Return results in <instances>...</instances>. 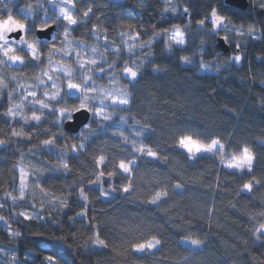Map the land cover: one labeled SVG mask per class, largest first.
<instances>
[{
	"label": "trees",
	"instance_id": "16d2710c",
	"mask_svg": "<svg viewBox=\"0 0 264 264\" xmlns=\"http://www.w3.org/2000/svg\"><path fill=\"white\" fill-rule=\"evenodd\" d=\"M49 1L0 0V18L27 15L26 27L36 31L43 22L56 21ZM224 1L72 0L78 23L70 39L98 51L106 73L99 78L93 72L95 81L103 86L104 76L115 77L129 101L118 115L91 119L77 134L63 130L66 119L54 109L78 107L80 99L70 95L52 102V111L21 107L20 117L8 114L15 106V80L33 85L48 68L51 46L64 49L59 32L54 40L37 39L44 62L39 68L30 56L23 65L0 64V215L13 231L0 226V245L13 248L17 264H45L49 257L53 264H264V235L257 232L264 223V0H247L244 11ZM169 2L176 12L167 11ZM213 10L243 32L237 45L229 43V54L216 47L222 31L210 33ZM176 30L185 36L183 46L167 40ZM251 31L254 40L246 38ZM230 54L241 56L239 64ZM184 57L191 62L184 63ZM52 58L75 67L61 53ZM137 63L136 80L126 79L123 68ZM75 77L81 79L78 70ZM33 112L41 116L39 122L32 120ZM184 135L204 145L218 141L225 146L223 158L218 152L189 159L179 147ZM244 148L253 158L251 172L225 167ZM149 149L158 158L148 156ZM50 151L64 162L53 160ZM100 156L105 159L98 167ZM121 160L135 161L128 178L119 170ZM19 163L31 174L27 193L12 207L8 196L17 194ZM157 192L161 199L150 203ZM31 206L40 210V218H8L9 210ZM154 238L160 243L153 251L133 250ZM190 240L201 244L194 248Z\"/></svg>",
	"mask_w": 264,
	"mask_h": 264
},
{
	"label": "snow or ice",
	"instance_id": "6c2138e0",
	"mask_svg": "<svg viewBox=\"0 0 264 264\" xmlns=\"http://www.w3.org/2000/svg\"><path fill=\"white\" fill-rule=\"evenodd\" d=\"M64 3L68 4L70 7H74V4L72 3V0H64ZM90 11V9H89ZM187 12V9H185ZM61 13L62 15L57 17V21L63 19L66 21V27H64V35L67 38L70 34L71 31H73V26L78 23L76 19L73 18V15L69 11H65L63 8H61ZM85 16L88 15V12L84 13ZM212 17H213V25L215 30L217 27H220L224 23V18L220 17L217 15L216 11L213 10L212 12ZM27 15L23 17V19H27ZM200 24H203V21L199 22ZM45 27H50L48 25L47 21L43 22ZM45 27H41L40 31H44ZM19 31L20 33H24V35H20L19 38H9V34L13 32ZM27 28L25 23L21 22V19H17L13 17L11 14H8L6 18H0V56L3 58L0 59V64H6L7 62H11L12 64H25V58L27 56L31 57V60L36 62L33 67L39 68L44 62L41 59L40 54L37 51V48L35 45H39L40 41L35 40L32 42H29L26 39V34H27ZM95 31V30H94ZM176 39L174 40V43L177 45H183L184 40L179 32L177 30L176 33ZM255 38V37H253ZM17 45L20 46H25V47H17ZM93 52L96 51L95 48L92 49ZM113 51H119V49H113ZM57 53H61L62 57H66L69 55V52L66 49L63 48H56L55 45L53 44L51 46V49L49 51V64H51L52 57L56 55ZM75 67L70 66L71 62L66 61L62 62L59 67L53 68L52 71L60 74L57 75V79H63L65 84H66V90H62L60 86L56 85L54 82L52 83L51 87L55 89L54 92H49L45 90L44 96L46 97L47 100L49 101H57L59 99H63V97H66L72 93L78 94V99H80V103L78 107H73L71 109L65 107L61 109H57L56 111L59 112V118L60 119H72V113L73 112H80L82 109L87 112H91L92 108L89 107V103L95 100L99 101L100 105H104L105 101L107 99L111 100V105L113 106L112 110L115 111L116 105H127L128 104V98H127V92H122L120 95H113L111 91L108 89H103V88H98L96 87V81L95 78L93 77L92 73L95 72L98 74H105L106 69L103 66H100V61L98 58H90V57H85L82 55L81 51L77 50L75 52ZM234 59L239 62L240 61V56L237 55L234 57ZM184 63H190L191 61L187 58H183ZM108 68H112V65L109 64ZM79 70L81 72V79L77 80L75 77L76 71ZM123 75L127 77L131 81H135L138 75V72L134 70L131 67H128L127 65L123 68ZM43 77H47L48 81H53V77L49 74V71L45 70L42 73ZM99 78H102L100 76ZM36 79L39 80L40 84H44L45 80L42 79L41 77H37ZM115 77H113V80ZM0 84H3V81H0ZM6 86V85H5ZM63 91V95H62ZM92 93H99V96H94L91 95ZM28 96H36L35 92L29 91L27 93ZM37 103H39L40 107L42 109H48L49 111H52L51 108H49L48 103L45 102V100H38ZM16 107H19L17 105ZM8 114L9 115H15L13 112L12 108L8 109ZM32 120L39 122L41 119L40 115H37L36 112H33L32 114ZM111 116H106L102 115L100 111H96L94 113V120H100V121H107L110 120ZM123 120L124 117H121ZM27 122V121H26ZM59 122V121H58ZM88 125H85L87 127ZM16 135V133H13ZM4 143L3 141H0V144ZM45 145H51L52 141L51 140H45L44 141ZM81 148L84 146L81 145ZM179 147L184 149L187 154L189 159H194L197 157V154H203V153H211L215 155L217 152L223 153L225 151V146L223 144H219L218 141L213 140L210 144L204 145L201 144L198 140L194 139L191 135H184L181 136L179 139ZM74 152L77 150L76 146H73L72 149ZM141 153H144V149H140ZM148 156L152 157L153 159L158 158L157 153L151 151L150 149L146 153ZM104 157L100 156L96 160L97 166H101L104 163ZM252 156L250 152L248 151L247 148L243 149V152L239 158L233 157V160L235 161L234 163H229L226 165L227 168L229 169H238V170H243L245 167H247V170L251 172L252 170ZM135 163V161H124L121 160L118 167L120 172L126 174L124 178H128L131 175L132 168L131 166ZM63 167L65 169L69 168V165L67 163L63 164ZM115 172H108V176H113L115 175ZM105 173L101 171L99 173L100 177H103ZM95 183V181L93 182ZM177 188L180 187L179 184L176 185ZM244 189H247L248 191L252 190L251 184H245ZM43 191V189H41ZM124 192H129L128 187L123 188ZM80 194L81 198L86 202L88 197L85 195V189L81 188L80 189ZM167 193H164L163 195H166ZM11 195V194H9ZM24 195V189H23V182L20 190V197L23 198ZM101 196H106V193L101 190L100 192ZM162 194L160 192H157L155 197L150 201V203L156 204L160 199H161ZM15 199V197H13ZM0 207H3V205H0ZM25 217V219H30L25 213H21ZM80 215H84V213H80ZM0 219H3L0 217ZM257 232H260L261 234H264V224L260 226V228L257 229ZM190 243L194 248H198L201 244V241L199 240H190L187 241ZM97 243L101 247H106V244L103 240L97 239ZM160 243L159 240L155 239L153 241H149L147 243H139L134 245L133 250L136 252H144L147 250H151L154 248L156 245ZM51 259V257H49Z\"/></svg>",
	"mask_w": 264,
	"mask_h": 264
},
{
	"label": "rangeland",
	"instance_id": "374dc122",
	"mask_svg": "<svg viewBox=\"0 0 264 264\" xmlns=\"http://www.w3.org/2000/svg\"><path fill=\"white\" fill-rule=\"evenodd\" d=\"M49 2H50L49 6L51 8L50 11L56 13L53 16L56 19L54 24L58 25L57 30L54 31L53 34H52V38L54 40V38H55L54 36L56 35L57 32H59V34L61 36L58 38V41H60L62 44H64L63 45V46H65L64 49H66L69 52V55L66 56V57H70L72 59V61L75 62V60H76L75 52L77 50H79V51H81L82 55H84L85 57L98 58L100 62H103L104 59L98 53L97 50L95 52H93L92 51V49H93L92 47L84 45V44H82L80 42L72 41L69 36L67 38L65 37V35H64V27L67 26L66 25V21H64L63 19L57 21V17L62 15L61 8H63L65 11H69L71 13V7L68 4L64 3V0H50ZM167 11L168 12H176L177 11L176 4L174 2H169V6L167 8ZM24 16H26V15L18 14L15 18L21 19V22L26 24L27 19H23ZM211 26H213V28H214L213 17L211 18ZM26 28L28 30L27 34H26V39L29 42L37 40V38L35 36L34 29L28 28V27H26ZM58 30H60V31H58ZM219 31H222L223 35H220V36L223 37L228 44L230 42H233L235 45H237L238 41L240 39H242L243 32L239 28L228 24L226 21H224L223 25H221L220 27H217L215 30H213V29L210 30V33L215 35ZM179 32H180V34H181V36H182V38L184 40V43H185V36H184L183 32L180 31V30H179ZM176 33H177V30L172 35L167 36V40H168L169 44L173 45V46H183L184 44L183 45H177V44L174 43V40L177 38L176 37ZM10 34H12V33H10ZM21 35H24V33H21ZM253 37H255V38H253ZM246 38L254 40V39L257 38V35L255 34V32L251 31V33H249ZM125 44L128 45L129 43L126 42ZM17 47H25L26 48V45L25 46L17 45ZM106 47L108 48V46H106ZM138 47L142 48L143 45H139ZM237 55L238 54H230L229 60L235 62L236 64H239L240 61L237 62L234 59V57L237 56ZM2 58L3 57L0 56V59H2ZM240 60H241V56H240ZM47 62H48V68L46 70L49 71V74L53 77V81H48L47 77H42V79L45 80L44 84H40L39 80L37 79L34 82L33 85L31 84V85H26L25 86L24 85L25 82H23V81H21L19 79L15 80V83H16L15 84V90L12 91V97L14 98V103H15L14 104L15 106H14V109H13V112L15 113V115H12L13 117H20L21 116V113H22L21 112V107H40L39 103H37L38 100H45V102L48 103L50 108L53 107V103L52 102H54V101L47 100L46 97L44 96V92H45V90H47L49 92H54L55 91V89L52 88L51 85H52L53 82L57 85V82L54 79V77L57 76L56 75L57 73L52 71V69L56 68V67H59L60 65L58 63H54L53 62V58H52L51 64H49V58L47 59ZM103 63H105V62H103ZM3 65L19 66L21 64H19V63L12 64L9 61V62H7L6 64H3ZM139 66H140V63H137L134 67H131V68H133L134 70H136L138 72ZM202 68L204 70H208L209 66L208 65H204ZM99 76H102V74H99ZM79 77H80V74H79ZM125 78L128 79L127 77H125ZM104 80L106 81V85L101 86V85H99L96 82V87L103 88V89H108L109 91H111L113 93V95H117V96L120 95L122 92H125L120 87V85L118 84V81L115 80V79L113 80L112 77L104 76ZM29 91L35 92L36 96L35 97L28 96L27 93ZM91 95L99 96V93H92ZM70 96L78 98V94H76V93H72V94H70ZM127 98H128V96H127ZM17 105H19V107H16ZM125 106L126 105H116L115 106L116 110L113 111L112 110L113 106L111 105V100L110 99H107L105 101L104 105H100L98 100L92 101V102L89 103V107L92 108L91 119L94 120V113L96 111H100V113L102 115L113 117L115 115H118V111H117L118 109L124 108ZM54 109L57 110V108H54ZM56 112H57L56 115L59 118V112L58 111H56ZM95 121H99V120H95ZM135 129L136 128H134L133 131H135ZM50 152L52 153V159L53 160H56V161H59V162H64L63 158L61 157V155L58 152H56V151H50ZM209 154H211V153L197 154V156L209 155ZM223 156H224L223 153H220V158H223ZM239 157H237V158H239ZM234 162L235 161L233 160V158H231V160L225 161L224 165L226 167L227 164L234 163ZM252 165H253V159H252ZM230 170H235L237 172H242L244 170H247V167H245L242 171L238 170V169H230ZM16 171H17V176H18V185L16 187L17 194H11V195L8 196V200H9L10 204L12 205V207L13 206H17V205L20 204L19 201L22 199L20 197V190H21L22 182H23L24 195L27 193L28 183H29V176L31 174V169L28 166H26L25 164H23V163H19L16 166ZM32 178H34V177H32ZM13 197H15V199H13ZM4 210L8 211V209H6V208ZM39 211H40L39 209H35L33 206H31L30 208L28 207V208L20 209L19 211L18 210L15 211V210L11 209L8 212V218L13 219V220H17L19 218L20 219H25V217L23 215H21V213H25L28 217H30V219H37V218H40ZM0 217L3 218V219H0V226L4 230L8 231L11 234L13 231L10 230V226H9V222L7 221V218H4L1 215H0ZM30 219H25V220H30ZM259 234H261V233L259 232ZM262 235H264V234H262ZM155 247L152 248L149 251H153L155 249ZM17 263L18 262L15 259V252H14L13 248L8 247V246H1L0 245V264H17ZM44 263L45 264H53V262L51 260L47 259V258L44 259Z\"/></svg>",
	"mask_w": 264,
	"mask_h": 264
},
{
	"label": "water",
	"instance_id": "95a60500",
	"mask_svg": "<svg viewBox=\"0 0 264 264\" xmlns=\"http://www.w3.org/2000/svg\"><path fill=\"white\" fill-rule=\"evenodd\" d=\"M225 4L240 10L244 11L248 7V1L247 0H225ZM41 28L37 29L35 31V36L37 39L40 40H50L51 35L56 29V26L54 24H51L50 27H45L44 31H40ZM21 33L19 31L14 32L9 35V38H19ZM216 47L221 51L223 54H229L230 53V46L225 41V39L221 36L217 37L216 39ZM72 119H67L63 122V130L70 134H77L81 128H83L87 123H89L91 119V112L84 111L83 109L80 112H73L72 113Z\"/></svg>",
	"mask_w": 264,
	"mask_h": 264
},
{
	"label": "flooded vegetation",
	"instance_id": "af4514ba",
	"mask_svg": "<svg viewBox=\"0 0 264 264\" xmlns=\"http://www.w3.org/2000/svg\"><path fill=\"white\" fill-rule=\"evenodd\" d=\"M53 34V33H52ZM51 38H52V35H51Z\"/></svg>",
	"mask_w": 264,
	"mask_h": 264
}]
</instances>
